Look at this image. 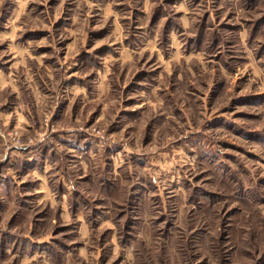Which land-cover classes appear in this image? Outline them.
I'll use <instances>...</instances> for the list:
<instances>
[{
    "label": "rangeland",
    "instance_id": "rangeland-1",
    "mask_svg": "<svg viewBox=\"0 0 264 264\" xmlns=\"http://www.w3.org/2000/svg\"><path fill=\"white\" fill-rule=\"evenodd\" d=\"M185 208L264 231V0H0V264H127Z\"/></svg>",
    "mask_w": 264,
    "mask_h": 264
},
{
    "label": "clouds",
    "instance_id": "clouds-1",
    "mask_svg": "<svg viewBox=\"0 0 264 264\" xmlns=\"http://www.w3.org/2000/svg\"><path fill=\"white\" fill-rule=\"evenodd\" d=\"M113 83H115L114 78ZM152 179L157 181V174H153ZM158 182L163 186V181ZM233 191H235L234 186ZM181 202L178 198L170 202V206L178 207ZM157 207L158 205L154 203L151 210L152 217L159 215ZM209 212L210 210L197 209L188 215V210L185 208L182 218L170 229H161L149 215L144 214L131 245L123 249L127 264H199L201 259L204 260V264H220L221 260L223 264H233L236 254L242 249L264 247V231H259L251 221L245 225L246 214H242L240 227L243 229L248 226L253 232H258L255 238H252L250 232L244 231L236 235L230 233L232 238L227 244L220 242L217 239L215 223L212 222L215 213L209 214ZM257 216H264V209L254 215L253 220ZM196 225H200L201 228L207 226L208 231L193 233Z\"/></svg>",
    "mask_w": 264,
    "mask_h": 264
},
{
    "label": "crops",
    "instance_id": "crops-1",
    "mask_svg": "<svg viewBox=\"0 0 264 264\" xmlns=\"http://www.w3.org/2000/svg\"><path fill=\"white\" fill-rule=\"evenodd\" d=\"M28 241L31 243V244H33L34 243V241L32 240H29L28 239ZM35 244V243H34ZM23 255V254H22ZM40 255L38 254L37 255V257H39ZM43 257L42 258H47V259H49V255H42ZM47 256V257H46ZM22 257V256H21ZM35 255L33 256L32 254H30V257L29 256H26V258L24 259V257L23 258H20V262H22L23 260H25L26 262H28L27 260H35L36 258H37Z\"/></svg>",
    "mask_w": 264,
    "mask_h": 264
}]
</instances>
